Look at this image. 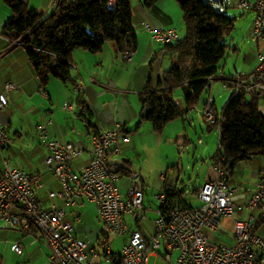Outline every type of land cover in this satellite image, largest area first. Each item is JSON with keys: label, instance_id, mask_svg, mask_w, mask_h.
I'll return each instance as SVG.
<instances>
[{"label": "built area", "instance_id": "built-area-1", "mask_svg": "<svg viewBox=\"0 0 264 264\" xmlns=\"http://www.w3.org/2000/svg\"><path fill=\"white\" fill-rule=\"evenodd\" d=\"M213 9L220 5V12L230 9L252 10L255 13L252 36L255 41H264V0H202ZM61 0H53L56 10ZM154 41L167 44L176 41L179 33L176 28H153L145 25ZM125 61L132 60L131 53H126ZM258 66L248 74L230 78L216 76L225 81L227 91H233L234 97H250L253 100L264 99V52L258 55ZM72 66H74L72 64ZM77 85L75 92L83 90ZM15 89L13 84H6L5 91ZM213 99H209L204 109L207 121L212 125L222 126L213 111ZM9 105L8 97L0 92V113ZM66 109L73 105L65 104ZM122 124L114 128L93 133L90 148L49 139L47 127L39 126V138L46 149L43 172H29L24 168L11 166L4 152L11 141L0 118V153L3 168L0 171V230L17 228L26 233L34 232L49 248V264H148L151 256L157 257L156 251L166 248L164 258L172 262L171 254L178 252L174 264H264V237L254 232L257 221H264V167L259 173L256 187L251 197L244 204H237L234 192L228 184L231 169L220 160L214 161L218 178L208 181L199 191L201 205L189 208L181 202L170 199L164 191L157 195L162 209L154 220V230L145 234L140 229H130L131 223L140 220L144 207V189L141 176L132 173L128 194L124 199L118 182L125 171L123 163L112 162L122 154V143H129L130 137L122 132ZM89 154V162L81 169H74L73 161L83 154ZM127 168V167H126ZM43 174H49L54 184L48 187L42 180ZM45 191L46 200L38 195ZM86 202L97 210V220L108 227L106 238H97V244L81 238L72 221L82 222L81 208ZM244 207L248 214L245 219L234 220L235 240L232 244H215L210 235L222 227L226 216H233L236 209ZM133 226V225H132ZM129 234V241L124 245L122 256L113 253L111 235L118 238ZM100 243V244H99ZM12 249L22 254L23 245L13 244ZM91 254V258L89 255ZM2 264V263H0Z\"/></svg>", "mask_w": 264, "mask_h": 264}, {"label": "rangeland", "instance_id": "rangeland-1", "mask_svg": "<svg viewBox=\"0 0 264 264\" xmlns=\"http://www.w3.org/2000/svg\"><path fill=\"white\" fill-rule=\"evenodd\" d=\"M164 1L163 8L174 17L175 26L173 28L178 30L179 38L184 37L186 27L179 3L177 0ZM227 15L236 19L235 26L224 38L225 43L230 45V49L220 63V69L216 76L225 75L230 78L251 72L248 71V66L253 58L250 59L251 54L253 55L256 51V45L249 34L254 12L230 9ZM140 44L141 48L138 53L136 50L132 56L135 57L133 59L134 64L125 61L123 54L116 57V49L111 42L105 44L100 54H90L88 52V55L92 58L86 59L84 61L86 63L79 65L81 72L78 71L79 67L76 68L77 66L74 63L70 80L50 79V82L46 85V90L51 94V99L42 97L44 92L42 89L29 97L32 93V87L30 86L22 94L20 91H15L16 95L26 96H20L15 101L10 100L8 105L13 112L5 127L12 145L6 149L7 151L4 154L11 166L26 169H30V166L43 168L38 156L30 157L32 149L42 144L39 138V126L44 125L47 127L49 139L71 142L77 140L76 138L84 133L89 127V121L95 123L96 119L94 117H90L87 112L84 114L79 108L73 111L63 109L65 104L77 105L76 99L79 97L75 94L77 85L84 87L81 93L78 94L85 98H87L86 94L82 95V93L88 86L92 85L106 93L98 98L99 104L108 103L107 111H111L118 121L123 120L124 123H127L125 131H130L127 134L131 139V142H129L131 144L129 149L126 152L124 151L122 159L127 163L124 165L125 167L142 176L146 189L145 204L153 206L161 204L159 200L154 199V196L161 193L164 186V181L161 178L167 175L169 177H179L180 180L186 183L187 190L184 198L192 205L197 206L199 201L194 194V190L202 186L208 171L213 169L212 157L216 155L220 148V129L212 126L202 116L201 112L205 108L206 100L211 98L215 100L213 111L222 113L230 101L233 91L226 90L225 81H213L210 90L201 97L200 102L195 106L196 109L190 112L191 121L187 119V116L180 117L167 123L161 132L155 131L152 122L141 118L145 109H142L140 94L145 91L147 86H155L161 74L166 70H170L172 66L168 56L161 54L157 61L154 59L152 62L151 79L147 78L144 91L138 90L137 87H128L129 79L132 78L133 80L136 73L140 74L144 71L140 65L144 63L148 47L152 46L155 52L162 48L161 43L152 41L149 36H141ZM76 51H82V49ZM100 57H103V62L98 64L97 59ZM114 57L117 58L116 61L113 60ZM150 61L147 62V65ZM95 71L99 72L97 77L94 76ZM235 72L240 73L234 74ZM246 99L251 100L250 97H246ZM174 100L185 109L181 88L176 89ZM263 104L264 102L261 103V105ZM133 115H137V118L129 121L127 117ZM73 125L78 127L79 131L77 133H71ZM125 131L122 130L123 133ZM125 144L122 143V146ZM2 168L3 158L0 153V170ZM237 172L238 169L235 170V173ZM55 187L58 188L59 185L56 184ZM122 191H126L123 186ZM37 193L45 198V191L42 190ZM81 213L82 222L86 226V237L83 239L89 241L90 244L96 243L99 251L97 238H106L108 227L97 220V210L93 204L86 202ZM236 217L240 218L241 216L236 215ZM155 219L156 214L148 212L147 218L139 223L142 225L141 229L148 228L152 230ZM67 220L72 221L77 229L79 224L74 222L72 215ZM127 221L129 228H138L137 223H131L129 217H127ZM224 235L222 238L228 242L234 234L230 232L229 234L224 233ZM111 239L113 240V253L122 256L124 245L129 241V234L118 238L111 235ZM16 243L23 245L22 254H17L12 249L13 244ZM49 253V248L34 232L26 233L17 228L0 230V263L2 264H49ZM156 254L157 257L151 256L149 258L148 264H173L178 258V252L174 251L171 256L172 262L165 261L164 258L167 252L164 246L158 249ZM89 258H91V254ZM102 264L108 263L103 260Z\"/></svg>", "mask_w": 264, "mask_h": 264}, {"label": "trees", "instance_id": "trees-1", "mask_svg": "<svg viewBox=\"0 0 264 264\" xmlns=\"http://www.w3.org/2000/svg\"><path fill=\"white\" fill-rule=\"evenodd\" d=\"M132 1L61 0L54 13L44 16L23 0H4L12 18L3 26L1 35L10 40L14 49L26 53L42 85L46 86L51 78L68 81L75 50L98 54L111 42L118 54L136 51ZM157 1L143 3L151 7ZM177 2L183 13L185 36L162 44L158 53L168 56L172 67L161 74L155 87L147 86L140 94L142 109L150 110L148 118H142L152 122L157 132L187 112L174 100L177 88L182 89L189 109L198 105L213 81L223 80L216 74L230 49L224 38L236 20L227 13L215 12L202 0ZM216 117L223 123L220 148L213 161L220 160L232 172L238 163L264 156V117L258 101L231 95L222 115ZM165 192L168 197L173 195L172 191ZM260 222L263 221H257L256 227Z\"/></svg>", "mask_w": 264, "mask_h": 264}, {"label": "crops", "instance_id": "crops-1", "mask_svg": "<svg viewBox=\"0 0 264 264\" xmlns=\"http://www.w3.org/2000/svg\"><path fill=\"white\" fill-rule=\"evenodd\" d=\"M25 1L29 8L32 10L37 11L38 13L43 14L44 16L51 15L54 13L55 9L52 7L53 0H23ZM249 2H256L257 0H247ZM164 0H158L153 6L151 7H146L143 3V0H133L132 1V7H133V20H134V27L135 31L137 34V40H138V45H137V53L139 49L141 48L140 44V37H146L149 36L151 37L152 41V35L149 31L146 30L145 25H150L153 28L157 27H164V28H172L174 25V17L163 8ZM247 11V10H244ZM252 11V10H249ZM254 12V11H253ZM255 13L252 17V25L250 26L249 34L252 37V40L254 41V44L256 45V51H254L253 55L251 54L250 59L252 60L249 62L248 66V71L252 72L256 69L258 66L259 60H258V55L262 52H264V41H255L252 36V30H253V21H254ZM12 18V13L10 7L4 2V0H0V92H4L6 96H8L9 104L10 100L15 101L18 97H24L26 95H21L23 92H26L27 89H29V86L32 87V93L29 95L31 97L36 91L38 90H44L42 93V97L46 99H51V94L49 93L48 90H46L47 86H44L40 82V77L37 73V71L32 69L33 65L31 64L30 60L28 59L26 53L21 50V49H14L13 45H10V40H8L6 37L1 35L3 26ZM140 36V37H139ZM156 42V41H154ZM158 43V42H156ZM162 45V44H161ZM115 48V47H114ZM153 47L149 46L148 49L146 50V57L144 58V63L140 65V67L144 70L140 74L136 73L135 78L132 80L129 79L128 81V87H137L138 90L144 91V87L146 85L147 78L149 77L151 79V73L150 69L152 67V62L154 59L156 61L159 59L161 53L153 51ZM90 53V52H89ZM128 53V52H127ZM131 55L133 56L134 52H130ZM91 54V53H90ZM93 54V53H92ZM100 54V53H98ZM126 54V53H125ZM123 54V57L125 56ZM119 54L116 52V57H118ZM92 58L90 55H88V51L82 50V51H76L74 52L72 58H71V63L77 66L78 71H80V66L83 65V63H86V59ZM135 57H132V62L134 64V59ZM249 59V58H248ZM249 59V60H250ZM79 60V61H78ZM98 64H101L103 62V57H100L97 59ZM114 61L117 60V58H113ZM151 60V61H150ZM150 63L147 65V62ZM80 63V64H79ZM129 63V62H128ZM225 73V72H224ZM240 72H235L234 74H238ZM226 74V73H225ZM99 72L95 71L94 76H98ZM228 75V74H227ZM231 75V74H229ZM94 81V80H93ZM37 82V84H36ZM50 82V80H49ZM48 82V83H49ZM95 82V81H94ZM93 82V84H94ZM6 84H13L15 86V89L12 91H5V85ZM155 87V86H152ZM46 90V91H45ZM103 90V89H102ZM21 92L20 95H16L14 92ZM81 93V92H79ZM76 95H78V99H76V104L73 105L72 109H66L65 105L63 106L64 110H71L73 111L74 109L79 108L84 114L85 112L88 113L90 117H94L96 119L95 123H92L89 121V127L84 131V133L80 134L77 140L71 141V143H74L76 145H81L85 148H90V139L93 136L92 134L95 132L99 131H105L111 128H114L117 124H122V129L125 131V127L127 123H124V121L120 120L118 121L116 117L113 115L111 111H107L108 103L104 102L99 104L98 98H100L102 95H105L106 93L99 90L97 87L94 86H88L85 91L82 93L86 94L87 98L80 96L78 93L75 92ZM211 99V98H209ZM213 104V108L215 106V100ZM259 102V111L264 117V104L261 105L262 102H264V99L262 100H256ZM176 102V101H175ZM208 100L205 102V107L207 106ZM177 103V102H176ZM183 103L184 102V97H183ZM178 104V103H177ZM179 105V104H178ZM181 108L182 106L179 105ZM183 109V108H182ZM195 106L192 108L187 109L185 106L186 114L184 116H187V119L191 121L190 117V112L192 110H195ZM205 109V108H204ZM13 110L10 107H7L5 110H3L0 113V118L1 121L5 127V124L7 125L8 119L10 118ZM223 112V111H222ZM202 116L205 117L204 115V110L201 112ZM216 115L222 113H215ZM143 115H141V118ZM137 118V115H133L132 117H127L129 121H133L134 119ZM145 118V117H143ZM142 118V119H143ZM180 118V117H179ZM6 119V120H5ZM125 120V118H123ZM177 119V118H176ZM206 119V118H205ZM55 120V118H54ZM175 120V119H174ZM207 120V119H206ZM6 129V127H5ZM7 130V129H6ZM48 130V129H47ZM79 131L78 127L76 125H73L71 128V133H77ZM8 132V131H7ZM130 131L126 130L124 133H129ZM63 141V140H62ZM11 142V141H10ZM9 142L8 146L6 149L9 148L12 144ZM67 142V141H65ZM69 142V141H68ZM131 142V139L130 141ZM128 145L125 144L122 146V154L119 157H114L112 159V162L115 163H123L126 165L127 163L123 161L122 156L124 155V151L126 152L129 147ZM7 151V150H6ZM5 151V153H6ZM38 156L39 161L42 163L43 168H38L37 166H30V169H26L29 172H43L45 168V157H46V149L45 147L41 144V146H37L35 149H32V152L30 153V157L34 158ZM89 154L85 153L81 157L75 159L73 161V167L74 169H81L83 166H85L89 162ZM212 164H213V169L209 170L207 173L206 180L200 186L197 190H194V194L197 196V199L199 201L197 206L192 205L190 202L185 200L184 194L185 191L187 190V185L183 180H180L179 177L176 176H167L164 175L162 176V180L164 181V186L161 191V193L164 191H172L173 195L169 197L170 199L176 200L181 202L183 205L189 207V208H194L198 207L201 205V200L199 198V191L203 187L205 183L211 180H215L218 178V174L216 171V168L214 167V161L212 157ZM19 167V166H15ZM264 167V156H258L255 158H252L250 160H246L243 162L238 163L233 171L231 172L230 176L228 177L227 181L229 184V187L231 190L234 192V195L236 197V202L237 204H244L246 200H248L251 195L253 194L255 187H256V182L259 176V173ZM238 169V172L235 173V170ZM2 170V169H1ZM0 170V171H1ZM122 171H125L122 175V178L118 182V186L120 189V192L122 194V197L125 199L128 190L131 184V175L133 171H131L129 168H123ZM135 173V172H134ZM137 173V172H136ZM141 176V175H140ZM42 180L46 182L48 187H52L56 184H54V179L51 175L49 174H43L42 175ZM141 182L143 185L144 189V207L143 210L141 211L140 215V220H138L137 223V229H140L143 231L145 234H151L152 231L154 230V223H153V228L152 230H149L148 228L141 229V224H139L142 220L147 218L148 212H153L156 214V218L158 216V212L162 209L161 204L158 206H153V205H146L145 204V197H146V189L144 185L143 178L141 176ZM121 184V185H120ZM122 186L126 188V191H122ZM183 189V190H181ZM166 193V192H165ZM43 198V196H42ZM46 199V193H45V198ZM155 200H158L157 195L154 196ZM83 207L81 208V210ZM247 210L242 207L241 209H236L234 212L233 216H226L222 220V227L220 230L214 231V232H209L205 231L210 235V238L213 243L215 244H232L235 240V236L231 238L230 241H225L222 237L225 236L224 233L229 234L230 232L234 234V220L235 219H245L247 217ZM236 215L241 216L240 218L236 217ZM83 221V218H82ZM130 229H135V228H130ZM77 234L84 238L86 237V226L81 222L77 226ZM255 233L258 235L264 237V221L260 222L258 226L255 229ZM172 256V254H171ZM174 264V263H173Z\"/></svg>", "mask_w": 264, "mask_h": 264}, {"label": "bare ground", "instance_id": "bare-ground-1", "mask_svg": "<svg viewBox=\"0 0 264 264\" xmlns=\"http://www.w3.org/2000/svg\"><path fill=\"white\" fill-rule=\"evenodd\" d=\"M213 10L215 11V12H220V5H213ZM235 98H238V97H235ZM206 119H207V117H205ZM208 122H210L211 123V121H208ZM219 129H220V131H221V127H218Z\"/></svg>", "mask_w": 264, "mask_h": 264}, {"label": "water", "instance_id": "water-1", "mask_svg": "<svg viewBox=\"0 0 264 264\" xmlns=\"http://www.w3.org/2000/svg\"><path fill=\"white\" fill-rule=\"evenodd\" d=\"M149 114H150V110L146 108L144 110L143 117L148 118ZM181 190H183V189H181Z\"/></svg>", "mask_w": 264, "mask_h": 264}]
</instances>
